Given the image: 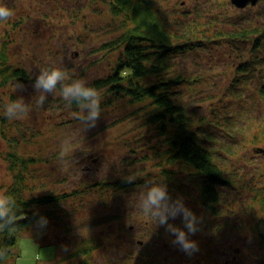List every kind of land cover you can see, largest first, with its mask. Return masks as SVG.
Segmentation results:
<instances>
[{
	"label": "rangeland",
	"instance_id": "1",
	"mask_svg": "<svg viewBox=\"0 0 264 264\" xmlns=\"http://www.w3.org/2000/svg\"><path fill=\"white\" fill-rule=\"evenodd\" d=\"M155 1L163 18L183 24L195 20L198 31L210 36L219 26L211 23L215 20L228 29L240 21L260 22L254 7L238 9L232 0ZM0 4L14 13L8 21H0V51L6 49L8 62L25 68L30 76L26 82L0 84V194L6 196L15 181L7 156L13 148L38 160L30 166L35 176L29 178L30 195L81 190L63 205L62 218L49 219L42 231L35 224L25 227L17 243L19 255L15 251L7 264H83V256L73 254L89 245L97 246L87 259L93 264H264L260 234H264L260 202L264 119L257 98H251V88L257 90L259 84H246L243 99L227 94L239 60L233 59L229 47L210 40L188 53L182 64L187 74L199 78L180 87L182 103L193 114L219 119V128L224 127L216 128L218 139L209 147L215 148L217 161L234 185L223 190L221 213L214 215L202 204L194 169L182 162L168 163L160 154L162 135L144 124L146 114L128 97L101 102V118L92 128L75 118L86 113L60 98V86L55 94H47L43 107L36 106L39 93L33 82L45 66H58L68 77L88 82L112 71L117 54L101 58L96 48L119 35L123 16H115L103 0H0ZM18 97L30 111L10 120L5 105ZM226 127L236 130L234 136ZM163 169L173 171L172 181ZM130 177L135 183L129 187L117 183ZM148 180L164 182L171 198H182L197 215L198 231L191 239L198 242V251L189 255L180 250L165 228L139 209L137 202ZM170 223L183 227L180 218Z\"/></svg>",
	"mask_w": 264,
	"mask_h": 264
},
{
	"label": "trees",
	"instance_id": "2",
	"mask_svg": "<svg viewBox=\"0 0 264 264\" xmlns=\"http://www.w3.org/2000/svg\"><path fill=\"white\" fill-rule=\"evenodd\" d=\"M103 2L115 16L123 17L122 23L118 25L119 35L104 41L96 51L102 55L101 58L117 54V60L109 74L92 79L88 83L101 93L102 102L105 104L113 103L115 98L128 97L132 103L140 105L137 108L146 114L144 124L152 126L163 137V150L160 154L167 158L168 163L182 162L186 168L194 169L195 177L199 179L203 206L208 208L210 213L219 215L222 192L226 187L234 185L217 161L215 148L209 147L210 143L218 139L216 128H219L220 122L219 119L212 121L207 116L193 114L182 103L180 87L199 81V78L187 74L182 64L187 60L188 53L204 48L210 40L229 47L233 59L239 60L234 63V74L227 94L243 99L246 97L242 93L246 84L253 86L251 82L256 81L259 86L257 90L251 88L254 92L251 98H257L259 116L264 119V0L257 4H261L260 8H256L257 5L246 7H254L255 17L260 22L244 25L240 21L235 28L228 29L224 22L220 24L219 20H215L211 23L220 27L215 28L213 36L198 31L195 20L183 24L178 19L172 22L163 18L155 0ZM220 19L225 20L226 17L221 16ZM175 25L178 28L174 29ZM5 51L6 49L0 51V74L3 76V82L0 84H6L10 80L28 81L30 76L27 70L11 65ZM72 78L75 77H69L70 80ZM71 106L78 107L75 101ZM213 114L218 116L217 112ZM226 128L225 131L234 136L236 130ZM229 148L225 149L227 153L231 152ZM7 156L11 159L10 170L14 173L15 181L8 188L6 196L15 200V204L10 203L9 206L15 213L16 222L0 230V252L6 253L4 258L0 259V264H7V260L15 256V251L16 255H19L18 239L25 227L35 224V214L46 216L48 220L60 219L66 215L63 205L68 198L81 192L80 189L71 193L56 190L44 193L38 191L30 195L29 178L35 177L30 166L38 162L37 158L25 157L14 148ZM162 173L172 181V170L163 169ZM121 182L128 187L135 183H117ZM95 184L91 183L90 186ZM260 197L264 207V195ZM0 224H5V221L0 220ZM260 234L264 237L262 232ZM96 248V245L81 247L73 255L83 256V264H93L87 259Z\"/></svg>",
	"mask_w": 264,
	"mask_h": 264
},
{
	"label": "clouds",
	"instance_id": "3",
	"mask_svg": "<svg viewBox=\"0 0 264 264\" xmlns=\"http://www.w3.org/2000/svg\"><path fill=\"white\" fill-rule=\"evenodd\" d=\"M14 15L13 11L6 5L0 4V21H8ZM59 87L60 98L71 104L75 101L81 114L75 116L76 119L86 123L88 127L96 126L101 118V93L87 80L72 78L69 80L68 73L58 66H45L40 69L39 74L35 76L33 87L39 93L36 98V106L43 107L47 99V94H55ZM17 88H23L21 83H17ZM30 111L29 105L24 102L23 97L5 105V116L12 119H20L24 114ZM65 155L62 144L61 156ZM129 182L135 177L128 178ZM15 204V200L9 196L0 194V220L5 224H0V230L11 226L16 222L15 213L9 206ZM139 209L149 217L154 224L163 226L165 231L172 237V243L175 244L186 254H193L199 250L198 242L191 239L198 231V217L192 209L187 207L182 198L172 199L167 185L162 181H145L144 191L138 199ZM35 227L43 230L48 225L46 216L35 214ZM181 219L183 227L170 223L171 220ZM6 253L0 252V259L4 258Z\"/></svg>",
	"mask_w": 264,
	"mask_h": 264
},
{
	"label": "water",
	"instance_id": "4",
	"mask_svg": "<svg viewBox=\"0 0 264 264\" xmlns=\"http://www.w3.org/2000/svg\"><path fill=\"white\" fill-rule=\"evenodd\" d=\"M233 4L239 9H244L246 7H248L249 5H257L260 0H232ZM2 68V63H0V71Z\"/></svg>",
	"mask_w": 264,
	"mask_h": 264
}]
</instances>
